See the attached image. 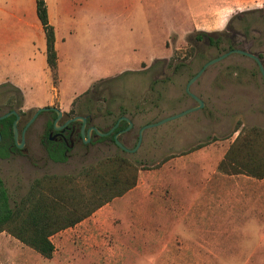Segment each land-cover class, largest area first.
Segmentation results:
<instances>
[{
  "label": "rangeland",
  "instance_id": "374dc122",
  "mask_svg": "<svg viewBox=\"0 0 264 264\" xmlns=\"http://www.w3.org/2000/svg\"><path fill=\"white\" fill-rule=\"evenodd\" d=\"M91 2L92 30L72 32L64 45L66 66L57 87L52 86L42 55L40 41L45 43V36L28 26L38 18L35 1L16 0V15L6 18L5 24L17 30L11 53L28 64L25 69L35 76L36 84L21 89V106L12 86L0 89V114L9 105L16 107L20 132L44 107H38L39 101L49 96L54 100L49 106L69 115L91 113L102 124L129 116L136 122L130 134L134 138L128 143L119 139L134 147L143 125L198 104L186 91L187 83L207 61L227 52V43L220 48L200 43L196 48V32H224L231 20L229 38L240 48L261 54L264 63V18L258 13L235 18L264 9V0ZM76 6L84 8L86 2ZM160 59L166 61L156 63ZM191 90L205 105L147 128L136 152L124 151L110 139L87 138L85 146L78 145L66 161L55 162L42 141L47 116L42 112L26 130L23 149L5 154L0 146V178L11 207L38 178L78 176L85 168L120 155L133 165L135 185L93 215L92 254L86 248L90 240L78 238L84 245L77 257L80 264H247L259 258L263 262V232L254 231L259 236L244 239L235 230L232 211L237 208L231 200L237 174L219 168L243 127L264 128V78L259 64L247 55L231 54L208 67ZM80 184L92 190L84 176ZM9 237L6 231L0 233V264H53L31 247L5 246Z\"/></svg>",
  "mask_w": 264,
  "mask_h": 264
},
{
  "label": "trees",
  "instance_id": "16d2710c",
  "mask_svg": "<svg viewBox=\"0 0 264 264\" xmlns=\"http://www.w3.org/2000/svg\"><path fill=\"white\" fill-rule=\"evenodd\" d=\"M36 10L46 35L47 64L54 87H57L60 83V73L56 30L50 21L47 1L36 0ZM250 13H258L264 18V9L242 12L235 18H243ZM231 23L232 20L224 32L197 31L195 47L198 48L200 43H205L220 48L224 42L227 43L226 51L233 49L235 39L227 35ZM164 61L166 60L160 59L156 60V63ZM9 85L14 88L15 95H17L14 98L21 106L24 100L21 88L12 83H3L0 89ZM15 119L16 115H11L0 120V125L3 126V143L6 148L12 144L13 149L20 150L14 139ZM239 129L240 126L235 131ZM107 139L117 145L114 134L100 138L101 141ZM42 141L51 160L64 162L68 159L63 146L51 141L48 133L44 135ZM219 168L229 174H246L260 179L264 178V128L243 127L225 158L220 162ZM133 171L134 167L127 158L116 155L101 160L95 166L85 168L84 172L78 176L47 174L34 181L29 192L14 208L10 204L9 191L3 179L0 178V233L8 232L43 257L51 259L55 252L51 237L64 229L75 226L93 215L114 197L122 196L131 189L135 185ZM81 176L92 183L91 191L82 187Z\"/></svg>",
  "mask_w": 264,
  "mask_h": 264
},
{
  "label": "crops",
  "instance_id": "0c3cea01",
  "mask_svg": "<svg viewBox=\"0 0 264 264\" xmlns=\"http://www.w3.org/2000/svg\"><path fill=\"white\" fill-rule=\"evenodd\" d=\"M34 1L36 9V0ZM53 2L47 0L50 21L55 26L56 30V49L58 52L61 86L62 74L66 66L64 58L67 57L64 51V45L70 41L72 32L77 33L83 29L89 32L92 30V2L91 0H71L68 4H66V0H60L57 4H53ZM83 2H86L84 8L76 6V4H83ZM17 10L16 0H0V85L3 83H12L23 91H26L27 86L31 89L36 85L35 76L25 69V66H28V64H22L17 57L11 53V50L15 49L14 44L17 40V30L15 26L5 24L6 18L8 17V19H10L11 16H15ZM28 24L29 27L33 26L37 33L40 31L43 32L45 43L44 41H40V46L42 47V55L46 56L47 62L46 35L39 17L33 18V24ZM65 32H69V35H66ZM83 41H85V39ZM18 70L20 73H18ZM47 70L51 76L48 64ZM51 82L54 87L52 77ZM52 101H54L53 97L46 96L44 100L39 101L38 107L48 105ZM233 196L234 198L231 200L232 206L237 208L232 211L233 217L235 218L234 226L239 236L244 239L259 236L254 231L260 234L263 232L264 234V178L260 179L246 174H237L234 177ZM93 215L77 223L75 226L64 229L51 237L55 245V256L48 259V263L80 264L77 257L79 258V254H82L84 245L83 242L82 244L79 243L78 238L90 240V246H86V248H88L89 252L92 254ZM244 220L249 221L247 225H245L246 222H244ZM252 221L255 222L256 225H253ZM10 237L6 241L5 246L9 247V244H14L18 249L29 247L12 235H10ZM53 237H55L57 242H54ZM99 251L101 252L102 250L95 249V252ZM57 253L60 256L57 257ZM260 253V255H264V248ZM252 254H258V252L254 251ZM88 264H92V262H88ZM247 264H264V261H260L259 258Z\"/></svg>",
  "mask_w": 264,
  "mask_h": 264
},
{
  "label": "flooded vegetation",
  "instance_id": "af4514ba",
  "mask_svg": "<svg viewBox=\"0 0 264 264\" xmlns=\"http://www.w3.org/2000/svg\"><path fill=\"white\" fill-rule=\"evenodd\" d=\"M260 9H262V8H260ZM237 35H240V33H237ZM233 49H242V50L248 51L246 49L240 48L239 46L236 45V43H235V47ZM248 52H251V51H248ZM252 53H254V52H252ZM238 54H240V53H238ZM254 54L259 56L261 59V54H258V53H254ZM12 110H17V109H16V107L9 105L6 108L5 112L1 113L0 116L2 114H5V113L10 112ZM44 112H47V116H46V119L44 121V128H43L44 129V135H46V133H48V138L51 141H54L55 143L63 146L64 153L68 157H69L70 152H72L78 145L81 144L82 146H85V144L87 143L85 141H86V138L88 137L89 131H91V136H90L89 141H91V139L92 140H100L101 137L109 136L111 134H114V136H115L119 132H122L120 134V136L124 139V142H126V143L130 142L134 138L130 134L133 133V131H135L136 122L132 118H130L129 116H126V115L119 116L117 118V120L111 122L110 124H102L98 121L97 118H94L91 113H85V114L77 113L74 115H69L63 111L62 116L57 121L58 113L56 111L50 110V111H44ZM40 114H39V116H40ZM12 115H15V114H12ZM19 115H20V113H19ZM81 117H85L86 120L84 121V119ZM16 118H17V115H16ZM84 123H85V134H86L85 138L82 136V128L84 126ZM50 125H52V126H50ZM143 126H145V125H143ZM95 128H98L100 131H102L103 133H107V134L100 135ZM141 128L139 129V133H138V137H137L138 140L140 137ZM2 129H3V126L0 125V146L5 150V152L12 153L13 152V145L10 144L6 148L5 143H3ZM21 133L22 132H20V134ZM125 136H127L128 138L127 137L125 138ZM138 140H137V142H138ZM136 144H135V146H136ZM134 147H132V148H134ZM45 151L47 153V156L49 157L48 151L46 148H45Z\"/></svg>",
  "mask_w": 264,
  "mask_h": 264
},
{
  "label": "water",
  "instance_id": "95a60500",
  "mask_svg": "<svg viewBox=\"0 0 264 264\" xmlns=\"http://www.w3.org/2000/svg\"><path fill=\"white\" fill-rule=\"evenodd\" d=\"M234 53L244 54V55H247V56L253 58L254 60H256V62L259 64L261 73H262L263 78H264V63L260 59L259 56H257L256 54H254L252 52H248V51H245V50H242V49H232V50H229V51H227V52H225V53H223V54H221V55H219V56H217L215 58H212L209 61H207L203 65V67L194 76H192V78L188 81L187 86H186V91L198 102L197 105L193 106L191 109L187 110L186 112H183V113L177 114L175 116H172V117L163 119L160 122H156V123H152V124H148V125L143 126L141 128V130H140L139 140H138V142H137V144H136V146L134 148H131L130 149L127 146H125L122 143V141L119 139V136H120V134L122 132L117 133L115 135V140H116L117 145L120 146L122 149L128 151V152H136L138 150L139 146H140L141 139H142V135H143L144 131L147 128L153 127V126H156V125H159V124H162V123H164L166 121H169L171 119L178 118V117L183 116V115H185V114H187V113H189L191 111L198 110L201 107H203L205 105V102L198 95H196L194 92H192V90H191L192 85L194 84V82H196L203 75V73L207 70L208 67H210L211 65H213L215 63H218V62L224 60L225 58H227L228 56H230L231 54H234ZM50 110H54V111H56L58 113L57 121L60 119V117L63 114V111L60 108H58L56 106H53V105H51V106H44V107L38 108V110L35 112V114L33 115V117L29 120V122L27 123V125L25 126V128H24V130L22 131L21 134H20V130L18 128V123H19V121L21 119V116L19 115V113H18L17 110H12L10 112H7L5 114H2L0 116V120L4 119L6 117H9L12 114L17 115V118H16V120L13 123L14 139H15V142H16L17 147L19 149H23L25 147V144H26V138H25L26 130L38 118V116H39L40 113H42L44 111H50ZM81 118H83L84 121L86 120L85 117H81ZM95 129L97 130V132L100 135L107 134V133H103L98 128H95ZM82 136L84 138L86 137V134H85V123H84V126L82 128ZM90 136H91V131H89L88 137H87V138H89V140H90Z\"/></svg>",
  "mask_w": 264,
  "mask_h": 264
}]
</instances>
